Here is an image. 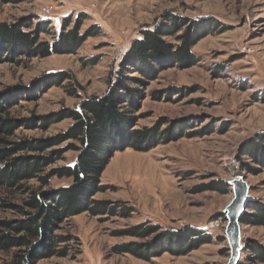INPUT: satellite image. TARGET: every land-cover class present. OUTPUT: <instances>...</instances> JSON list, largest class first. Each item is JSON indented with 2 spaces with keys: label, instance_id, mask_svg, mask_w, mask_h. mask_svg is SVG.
<instances>
[{
  "label": "rangeland",
  "instance_id": "obj_1",
  "mask_svg": "<svg viewBox=\"0 0 264 264\" xmlns=\"http://www.w3.org/2000/svg\"><path fill=\"white\" fill-rule=\"evenodd\" d=\"M45 9L50 13L45 14ZM80 15L86 17L81 34L92 27L95 35L74 54L41 59L22 55L15 62L0 63V94L15 93L8 116L18 127L8 142L36 145L63 134L71 121H59L60 117L84 98L105 95L109 74L115 73L141 32L173 16L185 20V29L188 22L207 19L223 28L214 25L213 33L204 34L191 49L192 65L155 64L150 81L137 73L128 75L143 84L129 83L138 94L134 107L125 103L121 112L134 119L133 129L166 133L148 152H116L100 177L105 191L94 199L119 204L131 213L129 217L84 213L68 219L59 230L71 238L67 255L38 264H227L224 210L233 198L228 183L235 176L243 177L250 197L247 207L254 202L264 205V161L252 160L246 149L251 141L264 138V0H0V25L30 21L33 30L37 22H48V33L39 36L43 41L54 39L64 18ZM183 31L163 40L176 44ZM58 72H67L72 79L47 90L36 87ZM64 147L19 151L16 157L50 156L55 162L47 173L74 164V152L61 160L51 155ZM69 184L70 180L53 178L49 188ZM23 185L35 190L39 183L31 180ZM24 192L0 196L20 206L27 197ZM16 217L11 210L0 211V220ZM148 224L159 227V233L197 231L208 241L187 255L165 252L149 261L112 251L118 245L154 242L159 233L145 240L132 235L138 226ZM250 241L264 246V227L240 224L241 247ZM247 258L245 252L239 261L249 264Z\"/></svg>",
  "mask_w": 264,
  "mask_h": 264
},
{
  "label": "trees",
  "instance_id": "obj_2",
  "mask_svg": "<svg viewBox=\"0 0 264 264\" xmlns=\"http://www.w3.org/2000/svg\"><path fill=\"white\" fill-rule=\"evenodd\" d=\"M85 19L83 15L74 20L64 18L61 30L54 33L51 42L40 40L39 37L44 32L48 33V22H37L33 30L30 21L15 26L1 24L0 63L15 62L22 55L34 54L41 59L54 54H74L88 37L95 35L92 27L81 34ZM184 22V19L173 16L164 24L141 32L140 39L131 44L115 73L109 74L105 95L80 100L75 109L60 117L59 121L70 120V127L50 140L39 141L36 145L24 143L21 146L8 142L18 127L17 122L8 116L15 102V93L0 94V193L8 194L23 189L27 195L20 206L10 204L5 197L0 196V211L11 210L17 215L12 220H0V256H3L0 264H38L53 257H65L66 246L71 238L59 234L60 225L74 216L87 213L92 217H129L130 210L121 205L111 206L109 202L94 199L96 194L105 191L100 185V177L116 152L127 149L148 152L165 139L166 133L133 129L134 119L121 112L125 103L130 108L134 107L133 101L138 94L128 87L129 83L134 82L138 86L143 84L142 80L128 75L137 73L150 81L155 76V64L182 62L192 65L194 58L191 49L204 34L213 33L214 25L223 28L210 19L188 22L187 29ZM182 29L181 36L175 38L176 44L165 43L163 39L175 37ZM71 79L72 76L67 72L51 73L36 87L44 86V90H47L53 86L60 87ZM71 95L80 99L75 93ZM62 144L65 147L51 155L61 160L67 152L76 153L72 166H61L45 173L47 167L55 162L50 156L16 157L19 151L38 152ZM246 149L252 160L264 161V138L251 141ZM53 178L70 180V184L51 189L49 186ZM31 180L39 183L37 189L31 190L23 185ZM247 209L250 214L244 212L240 224L264 227V205L254 202ZM134 230L132 235L140 240L159 233V227L149 224ZM157 236L152 243L123 244L113 247L112 251L116 254H132L149 261L165 252L174 256L187 255L208 241L201 233L192 230L178 235L163 231ZM245 252L248 253L249 264H264L263 245L250 241L241 256ZM238 264L243 263L239 261Z\"/></svg>",
  "mask_w": 264,
  "mask_h": 264
},
{
  "label": "water",
  "instance_id": "obj_3",
  "mask_svg": "<svg viewBox=\"0 0 264 264\" xmlns=\"http://www.w3.org/2000/svg\"><path fill=\"white\" fill-rule=\"evenodd\" d=\"M228 184L232 188L233 198L224 210L226 218L224 236L230 250L227 264H238L244 250L240 243V219L245 212L250 197L243 177L236 176Z\"/></svg>",
  "mask_w": 264,
  "mask_h": 264
},
{
  "label": "built area",
  "instance_id": "obj_4",
  "mask_svg": "<svg viewBox=\"0 0 264 264\" xmlns=\"http://www.w3.org/2000/svg\"><path fill=\"white\" fill-rule=\"evenodd\" d=\"M43 12H44L45 14H49V13H50L49 10H47V9H45Z\"/></svg>",
  "mask_w": 264,
  "mask_h": 264
},
{
  "label": "bare ground",
  "instance_id": "obj_5",
  "mask_svg": "<svg viewBox=\"0 0 264 264\" xmlns=\"http://www.w3.org/2000/svg\"><path fill=\"white\" fill-rule=\"evenodd\" d=\"M236 177V176H235Z\"/></svg>",
  "mask_w": 264,
  "mask_h": 264
}]
</instances>
